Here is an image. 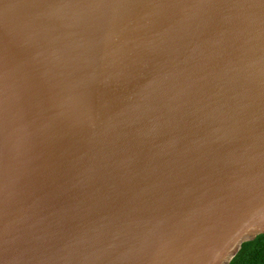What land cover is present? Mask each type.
<instances>
[{"label": "water", "instance_id": "95a60500", "mask_svg": "<svg viewBox=\"0 0 264 264\" xmlns=\"http://www.w3.org/2000/svg\"><path fill=\"white\" fill-rule=\"evenodd\" d=\"M0 116V264L264 235V0H0Z\"/></svg>", "mask_w": 264, "mask_h": 264}, {"label": "trees", "instance_id": "16d2710c", "mask_svg": "<svg viewBox=\"0 0 264 264\" xmlns=\"http://www.w3.org/2000/svg\"><path fill=\"white\" fill-rule=\"evenodd\" d=\"M231 264H264V235L245 244Z\"/></svg>", "mask_w": 264, "mask_h": 264}, {"label": "snow or ice", "instance_id": "6c2138e0", "mask_svg": "<svg viewBox=\"0 0 264 264\" xmlns=\"http://www.w3.org/2000/svg\"><path fill=\"white\" fill-rule=\"evenodd\" d=\"M0 128H2V116H0Z\"/></svg>", "mask_w": 264, "mask_h": 264}]
</instances>
